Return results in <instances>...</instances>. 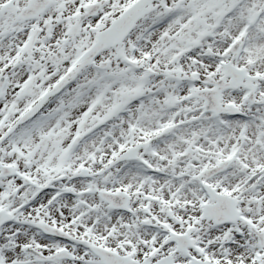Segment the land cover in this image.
Masks as SVG:
<instances>
[{"label": "snow or ice", "instance_id": "1", "mask_svg": "<svg viewBox=\"0 0 264 264\" xmlns=\"http://www.w3.org/2000/svg\"><path fill=\"white\" fill-rule=\"evenodd\" d=\"M0 264H264V0H0Z\"/></svg>", "mask_w": 264, "mask_h": 264}]
</instances>
